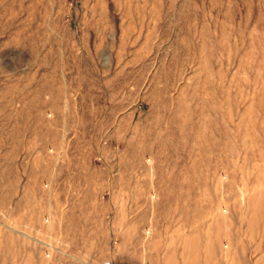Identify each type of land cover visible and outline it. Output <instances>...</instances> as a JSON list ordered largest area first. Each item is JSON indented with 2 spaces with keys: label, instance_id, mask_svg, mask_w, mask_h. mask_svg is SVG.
Returning a JSON list of instances; mask_svg holds the SVG:
<instances>
[{
  "label": "rangeland",
  "instance_id": "1",
  "mask_svg": "<svg viewBox=\"0 0 264 264\" xmlns=\"http://www.w3.org/2000/svg\"><path fill=\"white\" fill-rule=\"evenodd\" d=\"M264 264V0H0V264Z\"/></svg>",
  "mask_w": 264,
  "mask_h": 264
},
{
  "label": "built area",
  "instance_id": "2",
  "mask_svg": "<svg viewBox=\"0 0 264 264\" xmlns=\"http://www.w3.org/2000/svg\"><path fill=\"white\" fill-rule=\"evenodd\" d=\"M109 263H110V262H108V261H105V262H104V264H109Z\"/></svg>",
  "mask_w": 264,
  "mask_h": 264
}]
</instances>
